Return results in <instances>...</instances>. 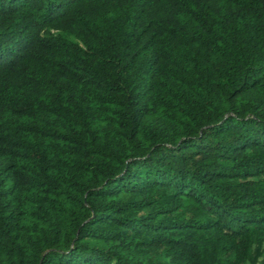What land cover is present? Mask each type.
Instances as JSON below:
<instances>
[{
    "label": "trees",
    "instance_id": "16d2710c",
    "mask_svg": "<svg viewBox=\"0 0 264 264\" xmlns=\"http://www.w3.org/2000/svg\"><path fill=\"white\" fill-rule=\"evenodd\" d=\"M0 264H264V0H0Z\"/></svg>",
    "mask_w": 264,
    "mask_h": 264
}]
</instances>
